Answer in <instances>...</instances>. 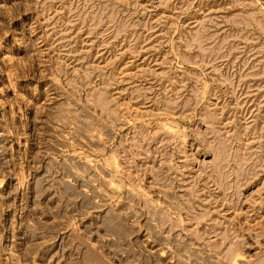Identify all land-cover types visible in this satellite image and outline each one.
I'll use <instances>...</instances> for the list:
<instances>
[{"label":"rangeland","instance_id":"1","mask_svg":"<svg viewBox=\"0 0 264 264\" xmlns=\"http://www.w3.org/2000/svg\"><path fill=\"white\" fill-rule=\"evenodd\" d=\"M0 264H264V0H0Z\"/></svg>","mask_w":264,"mask_h":264}]
</instances>
